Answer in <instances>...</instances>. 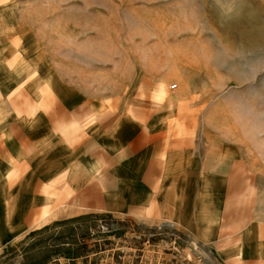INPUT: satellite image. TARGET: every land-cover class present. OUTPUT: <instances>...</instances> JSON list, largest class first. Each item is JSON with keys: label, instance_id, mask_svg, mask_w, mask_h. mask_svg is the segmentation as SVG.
<instances>
[{"label": "rangeland", "instance_id": "374dc122", "mask_svg": "<svg viewBox=\"0 0 264 264\" xmlns=\"http://www.w3.org/2000/svg\"><path fill=\"white\" fill-rule=\"evenodd\" d=\"M0 10L21 29L8 51L26 107L52 104L47 88L32 92L43 72L65 74L102 107H178L196 126L182 132L248 159V176L233 177L248 195L235 199L249 220L264 218V0H0ZM0 242V264H222L184 230L107 213Z\"/></svg>", "mask_w": 264, "mask_h": 264}, {"label": "crops", "instance_id": "0c3cea01", "mask_svg": "<svg viewBox=\"0 0 264 264\" xmlns=\"http://www.w3.org/2000/svg\"><path fill=\"white\" fill-rule=\"evenodd\" d=\"M13 21L0 10V239L107 213L184 230L222 264H264V218L249 220L235 199L248 195L233 179L248 176L243 154L182 132L196 126L178 107H102L57 72L33 77L50 107H26L25 73L9 66L10 33L21 30Z\"/></svg>", "mask_w": 264, "mask_h": 264}]
</instances>
